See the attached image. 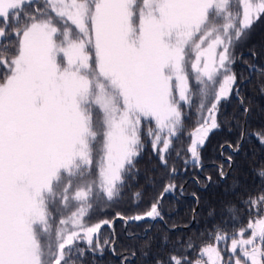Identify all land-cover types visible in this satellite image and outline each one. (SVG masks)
Returning <instances> with one entry per match:
<instances>
[{
    "label": "snow or ice",
    "instance_id": "6c2138e0",
    "mask_svg": "<svg viewBox=\"0 0 264 264\" xmlns=\"http://www.w3.org/2000/svg\"><path fill=\"white\" fill-rule=\"evenodd\" d=\"M261 18L264 0H0V264H82L110 223L85 218L135 179L144 138L168 176L130 219H163L173 140L194 116L183 164L201 167L221 101L240 96L236 48ZM239 151L228 145V168ZM255 174L264 185V167ZM242 203L246 223L225 205L223 227L157 264H264V188Z\"/></svg>",
    "mask_w": 264,
    "mask_h": 264
},
{
    "label": "trees",
    "instance_id": "16d2710c",
    "mask_svg": "<svg viewBox=\"0 0 264 264\" xmlns=\"http://www.w3.org/2000/svg\"><path fill=\"white\" fill-rule=\"evenodd\" d=\"M236 52L242 53L246 59V62H241L238 58L233 66L237 83L241 85L240 96L233 94L228 100L221 101L220 111L216 115L220 127L209 133L201 149V167L189 164L185 169L183 164V158L189 157L190 133L196 127L193 116L190 120L186 119V130L181 134L179 143L174 139L169 149L173 153L169 163L174 164L177 171L173 181L177 191L164 193L160 201L163 219L157 218L153 226L154 220L151 218L139 221L130 219L150 210V205L162 193V184L168 176L153 154L150 142L144 138L145 149L137 162L135 179L127 182L117 200L101 202L98 209L94 207L90 218H85L86 222L92 224L103 220L110 223L100 228V248L94 252L86 249L82 264H157L158 259L166 262L173 249L179 248L185 241L191 240L199 246L209 239L214 225L223 227L225 205L234 206L246 223L248 210L242 202L249 196H256L264 188L255 174L256 169L264 167V144L256 135L264 136V74L257 72L250 78L249 72L252 64L264 69V18L253 25L249 36L236 48ZM253 52L255 57L251 55ZM196 103L195 98L193 105ZM245 107L248 109L247 115H242ZM242 130L244 137L241 140ZM238 141L240 151L233 154L232 167L228 168V145L235 147ZM221 145L224 156L221 155ZM174 149L180 151V158L176 157ZM221 164L225 165V179L218 174ZM181 187L183 194L179 191ZM137 192L141 194L140 197L134 196ZM194 214L195 220L191 225ZM165 237L169 240L167 245L163 243Z\"/></svg>",
    "mask_w": 264,
    "mask_h": 264
},
{
    "label": "water",
    "instance_id": "95a60500",
    "mask_svg": "<svg viewBox=\"0 0 264 264\" xmlns=\"http://www.w3.org/2000/svg\"><path fill=\"white\" fill-rule=\"evenodd\" d=\"M252 75H253V74L250 75V78L252 77ZM194 220H195V214H194V216H193V221H192L191 225L194 223ZM114 222H115V221H113V222L111 223V230H112V231H113V225H114ZM155 222H156V219L152 222V225H151V226H153Z\"/></svg>",
    "mask_w": 264,
    "mask_h": 264
},
{
    "label": "rangeland",
    "instance_id": "374dc122",
    "mask_svg": "<svg viewBox=\"0 0 264 264\" xmlns=\"http://www.w3.org/2000/svg\"><path fill=\"white\" fill-rule=\"evenodd\" d=\"M195 101V98L193 99ZM212 132V131H211Z\"/></svg>",
    "mask_w": 264,
    "mask_h": 264
}]
</instances>
